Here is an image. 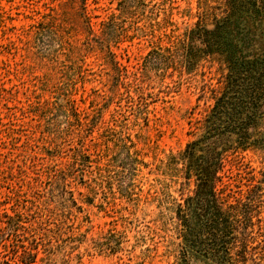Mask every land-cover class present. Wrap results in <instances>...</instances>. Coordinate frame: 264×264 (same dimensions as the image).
Wrapping results in <instances>:
<instances>
[{
	"label": "rangeland",
	"instance_id": "rangeland-1",
	"mask_svg": "<svg viewBox=\"0 0 264 264\" xmlns=\"http://www.w3.org/2000/svg\"><path fill=\"white\" fill-rule=\"evenodd\" d=\"M199 1L0 0V230L35 240L32 264H185L181 155L221 81ZM250 134L224 194L255 200L246 264H264V125Z\"/></svg>",
	"mask_w": 264,
	"mask_h": 264
},
{
	"label": "trees",
	"instance_id": "trees-1",
	"mask_svg": "<svg viewBox=\"0 0 264 264\" xmlns=\"http://www.w3.org/2000/svg\"><path fill=\"white\" fill-rule=\"evenodd\" d=\"M198 2L196 39L205 59L218 63L221 81L212 104L190 122L181 155L182 180L192 190L176 207L181 255L210 264H246L256 210L252 195L228 200L224 178L244 167L250 129L264 125V0ZM248 174V173H247ZM35 240L0 230V264H32Z\"/></svg>",
	"mask_w": 264,
	"mask_h": 264
}]
</instances>
